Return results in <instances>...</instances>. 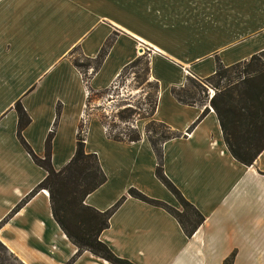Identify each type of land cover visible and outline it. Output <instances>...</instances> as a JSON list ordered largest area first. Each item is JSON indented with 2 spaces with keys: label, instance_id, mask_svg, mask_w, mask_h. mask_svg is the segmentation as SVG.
I'll return each instance as SVG.
<instances>
[{
  "label": "crops",
  "instance_id": "obj_1",
  "mask_svg": "<svg viewBox=\"0 0 264 264\" xmlns=\"http://www.w3.org/2000/svg\"><path fill=\"white\" fill-rule=\"evenodd\" d=\"M113 39L87 86H108L123 64L144 49L147 76L157 85L150 118L178 133L160 148L162 175L201 216L186 238L160 208L125 196L132 188L177 209L154 178V156L134 120V142L105 137L94 116L85 119L82 150L94 155L103 181L84 195L96 211L123 199L98 241L131 264H264V146L249 165L227 153L211 110L186 131L201 107L177 103L169 87L185 76L201 79L264 48V0H0V220L44 176L14 136L18 101L27 117L20 137L40 157L49 141V164L60 168L73 151L84 109V87L66 54L91 58ZM0 244L20 264H63L74 252L52 220L46 192H34L0 224ZM70 264H108L82 251Z\"/></svg>",
  "mask_w": 264,
  "mask_h": 264
},
{
  "label": "trees",
  "instance_id": "obj_2",
  "mask_svg": "<svg viewBox=\"0 0 264 264\" xmlns=\"http://www.w3.org/2000/svg\"><path fill=\"white\" fill-rule=\"evenodd\" d=\"M113 35L110 33L104 38L97 52L91 58L83 57L76 48H71L66 54L68 62L79 74L87 93L83 112L92 97H98L108 91L110 86L122 79L126 72L132 71L134 78H139L141 82L147 77V61L142 55H136L121 66L108 86L96 91H91L88 88L87 81L98 69L112 42ZM239 73H243L244 76L236 77ZM149 84L151 93L145 96L146 112L137 116L146 119L142 133L154 156L152 174L174 198L178 208L173 209L160 201L145 197L132 188L126 189L125 196L160 208L173 218L181 233L188 238L201 223L202 216L179 195L162 175L159 146L163 141L177 137L178 133L150 118L154 109L157 85L152 80ZM205 87L212 91L206 99L205 105L191 100L197 91H202V88ZM168 93L179 104L201 107L197 117L187 126L186 131L206 113L208 107L215 117L227 153L241 165H249L264 146V48L246 59L227 66H222L214 58L211 74L201 79L185 76L182 85L169 87ZM11 108L15 114L14 136L32 163L44 172V176L18 200L0 220V224L34 192L42 189L46 192L52 220L66 240L75 248L72 255L63 264H70L82 251L88 252L108 264H131L124 259L115 257L97 239L98 233L106 227L108 216L123 199V196L117 198L108 208L100 212L82 204L84 195L92 191L104 179L94 155L84 153L82 150L85 120H80L76 124L71 156L60 168L52 170L49 164V141L58 114V104L54 106L52 124L44 135L40 157L34 156L20 137V130L26 125L28 119L18 101H15ZM133 115L134 109L130 106L121 107L115 111L114 116L123 123V126L117 130H114L116 128L113 125L106 124L100 118L97 121L103 127L106 138L115 142L128 143L138 139V134L131 125L134 120ZM232 255V251L229 252L220 264H230ZM8 258L12 262L20 264L0 244V264H11L8 262Z\"/></svg>",
  "mask_w": 264,
  "mask_h": 264
},
{
  "label": "rangeland",
  "instance_id": "obj_3",
  "mask_svg": "<svg viewBox=\"0 0 264 264\" xmlns=\"http://www.w3.org/2000/svg\"><path fill=\"white\" fill-rule=\"evenodd\" d=\"M148 52L144 49L140 50L137 55H142L146 59ZM244 76L243 73H239L236 77ZM122 79L116 81L108 91L98 95V97H92L80 119L84 121L88 116H94L96 119L100 118L106 124L113 125L117 130L123 126V123L116 119L114 116L115 111H118L121 107L130 106L134 109V120H146L145 118H138L146 112V95L151 93L150 82L148 76L144 81H140L139 78H134L133 72H126ZM212 91L208 87L202 88V91H197L191 100L199 102V104L205 105L207 95H211ZM84 113V114H83ZM139 115V116H137ZM133 120V121H134ZM132 121V122H133ZM133 127V123H131ZM103 128V127H102ZM104 131V130H103ZM8 262L16 264L8 258Z\"/></svg>",
  "mask_w": 264,
  "mask_h": 264
},
{
  "label": "built area",
  "instance_id": "obj_4",
  "mask_svg": "<svg viewBox=\"0 0 264 264\" xmlns=\"http://www.w3.org/2000/svg\"><path fill=\"white\" fill-rule=\"evenodd\" d=\"M87 93H86V91H85V89H84V96L86 95ZM209 97V94L207 95V98ZM82 119V118H81Z\"/></svg>",
  "mask_w": 264,
  "mask_h": 264
},
{
  "label": "water",
  "instance_id": "obj_5",
  "mask_svg": "<svg viewBox=\"0 0 264 264\" xmlns=\"http://www.w3.org/2000/svg\"><path fill=\"white\" fill-rule=\"evenodd\" d=\"M140 51V49H137V52H139Z\"/></svg>",
  "mask_w": 264,
  "mask_h": 264
}]
</instances>
